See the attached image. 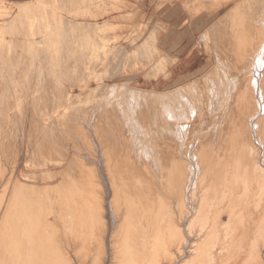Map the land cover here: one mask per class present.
<instances>
[{
  "label": "bare ground",
  "instance_id": "6f19581e",
  "mask_svg": "<svg viewBox=\"0 0 264 264\" xmlns=\"http://www.w3.org/2000/svg\"><path fill=\"white\" fill-rule=\"evenodd\" d=\"M245 3L254 10L244 26L250 34L248 52L241 54L236 70H224L226 55L218 60L207 79L211 95H201L206 107L186 99L183 89L132 94L128 86L103 82L94 90L81 87L83 96H100L112 122L124 130V142L106 143L116 148L124 145L129 157L119 160L108 155L105 169L94 166L84 172L73 166L80 144L103 137L94 132L93 125L80 127L81 121L74 124L82 118L87 122L86 113L99 105L97 101H92L90 108L53 111L39 123L29 114L57 103L48 92H57L61 94L58 98L68 102L77 101L78 96L67 94L59 84L69 77L49 70L48 55L24 62L28 90L24 105L19 104L24 108V139L39 140L42 150L64 139L63 146L52 150L57 163L64 167L46 172L49 164L34 165L39 160L32 158L22 173L13 172L6 182L0 180V214L10 187L24 190L28 210L48 203L73 209L70 230L62 233L39 223L43 213L24 208V216L30 221L24 223V247H33L29 238L40 233L56 238L73 255L71 260L60 257L52 262L28 254L19 263L10 261L7 248L0 246V264H264V0H243L225 7L226 13L214 29L231 25ZM41 13L47 19L54 15L50 8ZM20 34L26 37L30 33ZM254 34L261 39V47L256 48ZM43 39L59 49L64 60L59 64L71 57V38L63 37L68 44L47 35ZM222 48L235 51L228 45ZM33 83L43 91L39 103L31 99ZM206 111L211 121L204 126ZM143 133H148L150 144L168 146L151 147L143 141ZM27 152L33 154L36 148ZM163 152L172 156L170 163L162 158ZM53 173L60 185L52 182ZM43 179L50 182L42 185ZM63 184L70 190L68 195L57 192ZM37 189H43L47 197L31 193ZM160 211L165 212L164 220L154 217ZM57 213L49 215L54 224L64 217ZM2 214L0 239L6 234L7 219Z\"/></svg>",
  "mask_w": 264,
  "mask_h": 264
},
{
  "label": "rangeland",
  "instance_id": "374dc122",
  "mask_svg": "<svg viewBox=\"0 0 264 264\" xmlns=\"http://www.w3.org/2000/svg\"><path fill=\"white\" fill-rule=\"evenodd\" d=\"M242 1L0 0V165L3 167L0 180L6 182L13 172L22 173L32 158L39 160L37 164L31 161L34 165L49 164V169L43 166L46 167V172L64 167L57 163L52 152L54 148L63 146L64 139L55 147L46 150L40 148L39 140L31 137L24 139V108L19 104L24 105V96L28 90L25 61L33 60L41 54L48 55L51 62L49 70L63 72L69 77L68 80L61 79L59 84L67 94L78 96L77 101L68 102L67 98H58L61 94L48 92L47 95L52 99L56 98L57 103L29 114L39 123L42 124V119L53 111L84 109L89 107L92 101H97L99 105L91 107L86 113L87 122L82 118L75 120L74 124L81 121L80 127L82 125L90 128L93 125L96 127L94 132L103 137L80 144L76 150L78 160L73 166L84 172L94 166L105 169L109 165L108 155H115L119 160L129 157V151L124 145L116 148V145L106 143L124 142L121 137L124 130L122 126L112 122L101 97L90 98L89 94L83 96L81 87L94 90L103 82L105 85L128 86L132 94H154L157 91L183 89L187 95L186 99L201 105L202 93L211 95L207 79L212 76L218 60L226 55L224 70H236L241 54L248 52L246 40L248 41L250 34L244 26L254 10L247 3L235 15L231 25L214 29L226 13L224 8ZM198 6L202 8L198 9ZM47 8L52 9L54 15L48 19L42 18L41 12ZM16 16L19 18L15 19ZM23 31H29L30 34L25 37L20 34ZM45 35L65 44H68V41H63V37L71 38V57L66 58V63L59 64V61L64 62L60 58L59 49L54 43L43 41ZM257 35L259 36L258 33ZM253 36L258 41L256 48L261 47V39L259 41L255 34ZM227 45L235 51L222 48ZM37 87L39 85L33 83L30 89H33L31 99L35 103L42 100L43 94L42 89ZM193 97H196L195 100ZM205 115L204 126H207L211 117L207 111ZM66 124L70 126V122ZM106 125L109 127H105ZM143 136V141L151 147L168 146L167 143L150 144L151 141L147 140L148 133H143ZM29 148H36V152L28 153ZM162 158L166 163L173 160L172 156L165 152L162 153ZM52 176H55L52 182L60 185L56 173ZM49 182L44 179L41 181L42 185ZM57 192L64 196L68 195L70 190L63 184ZM31 193L41 197L48 195L43 189L32 190ZM25 205L24 190L18 191L10 187L6 193V203L1 210L7 220L4 219L6 234L0 239V246L7 248V258L23 263L24 255L33 254L37 260L48 258L54 262L60 257L71 260L73 251H66L70 248L61 245L50 235L34 233L31 238H43H29L33 247H24V223L30 222L27 216H24V208L27 209ZM27 211L43 213L38 221L47 229H56L62 233L70 230L68 224L74 210L69 207L48 203L40 209ZM55 212H58L57 215H64L57 224H54V218L49 216ZM164 214L165 212L160 211L154 217L164 220ZM148 217L147 212L145 218ZM132 222L135 223L134 220ZM46 251L48 256H45ZM90 255L95 256L93 252Z\"/></svg>",
  "mask_w": 264,
  "mask_h": 264
}]
</instances>
